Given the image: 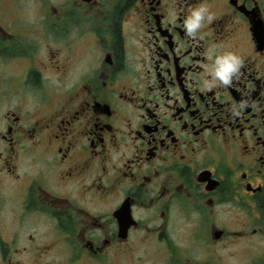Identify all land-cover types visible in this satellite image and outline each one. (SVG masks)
<instances>
[{
    "label": "flooded vegetation",
    "instance_id": "af4514ba",
    "mask_svg": "<svg viewBox=\"0 0 264 264\" xmlns=\"http://www.w3.org/2000/svg\"><path fill=\"white\" fill-rule=\"evenodd\" d=\"M0 264H264V0H0Z\"/></svg>",
    "mask_w": 264,
    "mask_h": 264
},
{
    "label": "clouds",
    "instance_id": "9594fccd",
    "mask_svg": "<svg viewBox=\"0 0 264 264\" xmlns=\"http://www.w3.org/2000/svg\"><path fill=\"white\" fill-rule=\"evenodd\" d=\"M202 11L203 9L193 11L188 21V29L190 32L198 26V21L201 19ZM217 63L219 64L217 75H219L222 80L227 82L228 74L235 70L236 63H238V61H235V59L231 57H225Z\"/></svg>",
    "mask_w": 264,
    "mask_h": 264
}]
</instances>
